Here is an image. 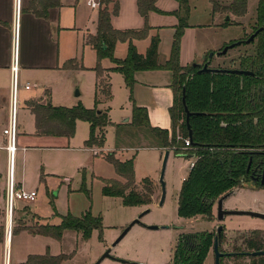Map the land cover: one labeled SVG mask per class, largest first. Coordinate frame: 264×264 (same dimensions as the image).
<instances>
[{
	"label": "trees",
	"instance_id": "16d2710c",
	"mask_svg": "<svg viewBox=\"0 0 264 264\" xmlns=\"http://www.w3.org/2000/svg\"><path fill=\"white\" fill-rule=\"evenodd\" d=\"M157 1L139 0V13L145 20V27L142 30L121 31L116 30L111 22L112 16L119 13V3L116 2L111 9L109 4L112 0H101L96 35H90L87 39V43L96 51L98 57L97 65L93 69L97 74L94 109H86L82 104L73 108L54 107L49 104L50 98L46 105L31 102L29 106L35 114L39 134H59L72 138L76 132V122L84 121L91 127L90 137L85 146L101 148L104 139L97 135V130H103L110 122L107 114L97 107L100 103L99 97L103 96L107 100L112 98L111 73H121L130 91V101L133 103L131 126L146 134L156 143L157 148L173 151L177 156L192 155L196 159L179 193V217L214 220V204L222 196L246 185L264 190V183L261 182L264 173V0L259 1L257 8L259 28H263V31L249 44L255 47L254 54L240 58L239 69L254 72L253 76L199 73V69L193 64L181 66V40L189 26L188 0H176L185 14L182 17L176 13L179 16V25L174 35L170 58L164 64L159 63L158 37L152 39L145 55L140 54L134 42L148 36L149 15L152 12L162 13L156 6ZM211 1L215 12L224 10L219 9L216 0ZM35 2H38L44 11L57 5L53 3L54 0ZM247 5V0H232L225 9L243 16L247 12ZM229 24L230 21H226V26ZM120 42L128 43V54L125 59L114 56L115 47ZM106 58L111 59L114 68H102L101 62ZM77 61L68 60L62 69L87 70ZM153 70L173 73L174 103L170 109L171 131L152 127L147 109L138 107L134 100L135 74ZM184 90L186 106L194 114L190 118L192 138L189 136L187 114L183 104ZM55 122L61 125L59 132L52 127ZM183 139L190 140L188 148H185ZM104 158L114 167L116 174L126 180L125 184L113 179L104 180L105 185L102 189L104 196L120 198L126 207L152 204L154 191L151 180L145 178L142 187L137 186L134 158L123 161L114 152L107 153ZM257 177L258 181L253 180ZM82 190L88 193L84 176ZM103 229V218L87 211L80 217L68 213L61 217L59 225L42 224L27 231L35 236H47L57 241H61L68 232L79 233L84 241H88L93 233L98 231L99 239L102 241ZM248 233L244 237L247 251H239L224 257L221 264L224 259L231 257L238 261L249 258V264H264V256L247 255L249 252L264 250V231L251 230ZM214 237L207 232L180 235L172 264H204L209 249L214 245ZM4 240L2 230L0 243H4ZM64 259L62 255L52 256L46 252L44 255L29 256L24 264H63Z\"/></svg>",
	"mask_w": 264,
	"mask_h": 264
},
{
	"label": "rangeland",
	"instance_id": "374dc122",
	"mask_svg": "<svg viewBox=\"0 0 264 264\" xmlns=\"http://www.w3.org/2000/svg\"><path fill=\"white\" fill-rule=\"evenodd\" d=\"M99 1L101 2V0ZM247 1L246 14L239 16L225 9L232 3V0H216L219 9H224L220 12L213 10L211 0H188L190 8L189 27L181 40L180 63L183 60H189V63L192 61L194 64H204L209 55L214 54L211 61L213 68L239 69L241 67L240 58L253 56L255 49L253 45H249L244 41L260 27L257 18V8L260 0ZM115 4L116 0H112L109 7L113 9ZM165 4L167 7L171 6L177 9L179 16H184L185 11L178 5L176 6L175 1L165 0ZM79 5L78 20L81 24L70 45L73 43L78 46L77 54H75L78 63L85 67H93L97 64L98 57L96 51L87 43V39L90 36L89 34L96 29L94 23L98 18L99 9L89 7L87 0H80ZM179 16L177 14L154 15L148 21L149 26L156 22L159 25L157 29L161 36L159 38V59L161 61L168 59L172 50L174 32L169 30V23L172 20L176 21L177 17L179 19ZM227 20L230 21V24L226 26L224 21ZM56 32L58 33V29ZM55 36V39L49 38L51 50L54 52V55L52 53L54 59L58 57L59 52L63 56L62 53L66 50L64 47L69 42V39L59 38L58 34H55ZM152 36L151 33L147 38L134 42L139 53H147L152 43L150 41ZM238 42H242L241 45L229 49L227 54L217 55L225 47ZM127 54L128 45L118 43L114 50V56L124 59ZM62 56L59 54L60 61ZM110 63L112 61L109 58L101 62L102 65L107 64L108 66H110ZM54 72L56 71L47 69L33 70L28 73V82L35 94H40L45 86L46 89L52 91V97L54 94L55 102H58V91L68 88L74 96L79 93V96H76L79 104H82L86 109L95 108L96 77L94 73L88 71L61 72L62 79L59 80ZM111 78L112 98L107 100L105 97L100 96V103L97 106L100 111L107 114L110 122L103 130H97V135L104 139L101 149L104 155L109 152H116L118 158L123 161L134 158L137 186L141 185L142 187V181L145 178L151 180V187L154 191L152 204L149 206L126 207L120 198L104 196L102 194L105 185L104 180L114 179L124 184L126 180L117 177L114 167L104 159L102 153L96 158L89 155L91 161L95 160L94 163L83 168L85 170L81 173L82 177L81 175L74 177L71 188L68 185H62L59 188L52 186L50 183L44 184L39 188V196L35 202L20 204V209L17 207L13 229L14 238L11 244L12 264H21L32 254H45L46 252H49L52 256H59L56 253H61L60 255L65 258L63 264H95L122 232L147 210L150 211L142 216L141 222L134 225L112 250V258H106L100 264H172L180 235L207 232L214 237V235H217V228L220 225L224 226L220 247L222 252L233 255L239 251H247V247L244 245V237L249 234L248 232L251 229V226L245 223L252 220L249 216L228 215L222 222H218L216 219L207 220V218L202 217L194 219L179 217L178 195L182 182L188 176L190 167L196 160L194 156L172 155L165 174L166 196L163 205H160L162 198L160 152L156 149V143L143 132L140 131L141 136L135 137L132 129L127 126L121 127L127 122L126 119L133 116V103L130 101V91L126 86L124 76L111 73ZM80 124L79 132L82 134L81 126H85L88 134L86 139L88 140L91 133L90 124L87 122ZM128 131L130 132L128 133ZM120 147L126 149L121 151ZM50 159H55V157H50ZM83 176L85 177L88 193L82 190ZM260 190L262 191L245 193V200L248 202L261 201L264 190ZM0 195L1 202L4 197L2 189H0ZM19 203L22 202L19 201ZM225 205L224 207L227 209L230 203ZM86 211H91L93 215H100L103 218L102 241L99 239L98 231H95L88 241H84L79 233L69 232L59 241L60 243L51 237L35 236L22 232L30 228L34 229L35 226L42 224L59 225L61 223L60 216L71 213L80 217ZM213 214L215 217L214 209ZM0 215L3 216L1 223L3 225H0V231L3 230L5 239V208L0 209ZM231 220H233V223H231ZM151 226H158L160 229L154 230L150 228ZM233 229L237 232H229ZM212 249L213 246L209 249V253L212 252ZM249 262V258L238 261L231 257L223 260V264H249Z\"/></svg>",
	"mask_w": 264,
	"mask_h": 264
},
{
	"label": "crops",
	"instance_id": "0c3cea01",
	"mask_svg": "<svg viewBox=\"0 0 264 264\" xmlns=\"http://www.w3.org/2000/svg\"><path fill=\"white\" fill-rule=\"evenodd\" d=\"M169 1H175L176 6L178 5V7H180L179 3L176 0ZM116 2L119 3L120 10L119 13L117 15H113L111 19L112 25L116 30L138 31L142 30L145 27V20L139 13V0H116ZM53 3H57V5L49 7L46 11H44L40 4L38 2H35V0H21L20 10L18 82L20 84L19 95L21 109H19L18 112V134L16 139L17 153L15 156L14 177L15 182L19 188H23L29 191L35 190L38 192V196L40 191L39 188L42 187V185L44 186V184L48 183H50L54 187L60 188L62 185H68V187L71 188L74 177L76 175H81L82 171L85 170L83 168H85L88 164L94 163L95 160L91 161V156L89 159V155H92L95 158L99 157L101 153L102 155H104L101 148H88L83 145L87 140L86 138H88L85 126H81L82 134H80L79 132L81 125L80 123L84 121L76 122V132L74 137L72 138L59 134L41 135L38 133L36 117L35 114L32 112L31 107L29 106L31 102H38L41 105H46L48 102V98H50L51 104L54 107L64 108H73L77 106L79 102L76 99L77 95L74 96L72 93H70L68 88H66L65 90L58 91V102H55L54 94L52 97V91L46 89L45 86L42 92L38 95L34 93L32 88L27 90L25 86L27 84L30 85L27 76L30 71H39L47 69L55 70L56 72H54V74L57 75V78L59 80L62 79L61 72L72 73L88 71L95 74L97 83V74L93 70L97 64L93 67H85L87 68V70L62 69L63 65L68 60L77 59L75 57V54H77L76 52L78 50V46L73 43L70 45V42L72 41V39L74 40L76 32L79 31L78 27H80L81 24L78 20L80 0H54ZM156 6L162 13L152 12L149 15V19L150 17L152 18L154 15L163 16L179 13L177 9L171 6L167 7L165 4V0H158ZM15 11L16 0H0V189L3 190L4 194L3 201L0 202V209L5 208V190L9 170V153L6 149L7 137L4 135V130L7 128L9 120V103L12 86L11 67L13 64V56L15 52ZM97 21L98 18L94 23L96 28L95 31H93L89 35H96ZM225 22L226 21H224V23ZM169 24V30H172L174 32V39L176 28L179 25L178 17L176 21L172 20ZM158 26L159 25L157 24V22L152 23V26H150L148 36L151 33L153 34L150 41H152V39L155 37H161L157 29ZM57 29L58 33L56 32ZM55 34H58L59 38L63 37L64 39H69L68 45L64 47L66 48V50L62 53L63 56L61 55V52H59L60 56H62L61 61L59 60V54L58 57L54 59V52H52L51 50L49 38L55 39ZM122 44L128 45V43ZM145 54L146 53L142 55ZM168 59H164L163 61L159 59V63L164 64ZM188 61L189 60H183V62L181 61V66L187 67L189 65L194 64L192 61L190 63ZM102 68L111 69L114 68V64L110 63V66H108L107 64H103ZM112 73L121 74L118 72ZM135 79L136 84L133 90V96L136 105L138 107L147 109L149 122L152 127L171 131L172 120L170 116V109L174 103V92L172 89L173 73L166 70L140 71L135 74ZM131 122L132 116L121 127L127 126L132 129V131H134L133 136H141V134H139L140 131L137 128L131 126ZM52 127L57 132H59L61 125L55 122L52 124ZM129 132L130 131H128V133ZM125 149V147H120L121 151ZM156 149L160 152L161 163V154L165 152V150L163 151L161 148L157 147ZM114 153L117 156V153ZM173 154L174 152L170 151L169 161ZM50 157H55V159H50ZM117 177L120 176L117 175ZM260 191L262 190L254 189L253 187L248 185L242 188H238L236 193L224 202V206H226L225 204L230 203V205L227 207L228 210H249L264 213V196H262L261 201L255 200L248 202L244 198V194L247 192ZM20 204L26 203H19L18 209H20ZM213 209L215 210L216 215L217 203L216 205H214ZM2 217L3 216L0 215V225H3L1 224L3 219ZM250 218L252 220H249V222H245L246 224L251 226L250 231L255 229L264 230V220L252 217ZM231 223H233V220H231ZM253 227L254 229H252ZM234 231L237 232V230L235 229L229 230V232ZM22 232H27L28 234H30L28 231L25 230H23ZM68 233H66L65 236ZM13 238L14 236L12 235L11 242L9 244L11 250V257V244L13 242ZM57 242L60 243L59 241ZM5 247L6 241L4 240V243H0V264H4ZM56 254L60 255L61 253ZM27 259H25V261H23V263L21 264H24ZM214 263L215 259L212 249V252L209 253L205 261V264Z\"/></svg>",
	"mask_w": 264,
	"mask_h": 264
},
{
	"label": "built area",
	"instance_id": "2783aa9c",
	"mask_svg": "<svg viewBox=\"0 0 264 264\" xmlns=\"http://www.w3.org/2000/svg\"><path fill=\"white\" fill-rule=\"evenodd\" d=\"M87 5L92 9H99L101 2L99 0H87ZM20 10H21V0H16V11H15V27H14V36H15V46H14V56L13 64L11 67L12 70V86L10 94V103H9V120L8 126L4 130V135L7 137L6 149L9 153V170L7 176V184L5 190L6 196V247L4 252V264H12L11 262V250L9 244L13 235V229L15 224V211L18 207V202L23 203H33L38 198V192L35 190L29 191L23 188H19L15 182L14 177V163L15 156L17 153V134H18V112L20 109V84L18 82V73H19V30H20ZM27 90L31 88L29 84L25 86ZM181 139V137H178ZM185 143V148L190 146L189 139H183ZM195 162L192 163L190 169L194 167ZM9 238V240H8Z\"/></svg>",
	"mask_w": 264,
	"mask_h": 264
},
{
	"label": "water",
	"instance_id": "95a60500",
	"mask_svg": "<svg viewBox=\"0 0 264 264\" xmlns=\"http://www.w3.org/2000/svg\"><path fill=\"white\" fill-rule=\"evenodd\" d=\"M228 21V20H227ZM263 31V28H259L257 31H255L247 40H245L244 42L247 44H251L253 43L256 38L258 37V35ZM242 42H238L237 44L225 47L221 52H219L217 55L218 56H222L227 54V52L229 51V49L235 47L236 45H241ZM214 57V54H210L208 57L207 62L203 65V64H193L194 67L199 69V73H222V74H233V75H245V76H253L254 73L251 71H247V70H240V69H219V68H211L209 65L212 61V58ZM77 96H79V93H77ZM51 104V103H49ZM183 104L185 106V110H186V119H187V126L189 129V136L190 138H192V130H191V125H190V118L192 115H194L193 113H191L187 106H186V98H185V90H184V95H183ZM125 121H128V119H126ZM162 167H161V173H160V184L162 187V198H161V203L160 205H163V202L165 200V196H166V183H165V174L167 171V165H168V161H169V157H170V150H165V152H163L162 154ZM193 157V156H192ZM253 180L258 181L259 178H255ZM262 183H264V173H263V177L261 180ZM237 189L232 190L231 192L227 193L226 195L222 196L220 199H218L217 201V220L218 222H222L226 216L228 215H244V216H249L252 218H258L261 220H264V213L261 212H256V211H249V210H226L224 208V202L229 199L231 196H233L236 193ZM150 210H147L144 214H142L137 220H135L133 223H131L123 232L122 234L118 237V239L106 250V252L101 256V258H99V260L95 263V264H100L103 260H105L106 258H112L111 252L112 250L120 243V241L128 234V232L131 230V228L140 223V219L142 218L143 215H145L146 213H148ZM151 229L157 230L160 229V227L158 226H151ZM224 230V226L220 225L217 228V235L214 238V245H213V254H214V259H215V263L214 264H221V259L224 257H229L230 253H225L222 252L220 250L221 247V235L223 233ZM248 256L250 257H257V256H264V250L261 251H255V252H249L247 253ZM123 261V260H122ZM126 262V261H123Z\"/></svg>",
	"mask_w": 264,
	"mask_h": 264
},
{
	"label": "flooded vegetation",
	"instance_id": "af4514ba",
	"mask_svg": "<svg viewBox=\"0 0 264 264\" xmlns=\"http://www.w3.org/2000/svg\"><path fill=\"white\" fill-rule=\"evenodd\" d=\"M257 31V30H256ZM208 60V59H207ZM207 60L204 62V64L207 62ZM203 64V65H204ZM211 68H213L212 66H211V63H210V65H209ZM219 69H224V68H221V67H218ZM254 73V72H253ZM216 203H217V201L215 202V204L214 205H216ZM215 219L217 220V214H216V216H215ZM218 221V220H217ZM216 236V235H215ZM215 238V237H214Z\"/></svg>",
	"mask_w": 264,
	"mask_h": 264
}]
</instances>
